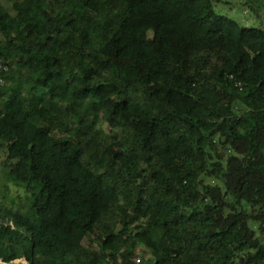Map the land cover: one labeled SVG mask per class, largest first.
I'll use <instances>...</instances> for the list:
<instances>
[{
    "label": "trees",
    "instance_id": "trees-1",
    "mask_svg": "<svg viewBox=\"0 0 264 264\" xmlns=\"http://www.w3.org/2000/svg\"><path fill=\"white\" fill-rule=\"evenodd\" d=\"M0 60V259L264 264V30L212 0H0Z\"/></svg>",
    "mask_w": 264,
    "mask_h": 264
},
{
    "label": "rangeland",
    "instance_id": "rangeland-1",
    "mask_svg": "<svg viewBox=\"0 0 264 264\" xmlns=\"http://www.w3.org/2000/svg\"><path fill=\"white\" fill-rule=\"evenodd\" d=\"M214 4V9L217 14L229 17L241 26L255 27L264 30V1L258 0L256 2H247L245 0H212ZM103 127L105 130H109L108 122H103ZM6 157V151L4 148H0V197L7 202V195H15L13 191L7 192L5 197L3 195V183L5 182L4 171L1 163ZM206 182L213 183L212 178H207ZM94 238H101V235L96 231L94 233ZM85 242H90L89 239H85ZM92 243V242H91ZM143 255V257L148 256L149 252L142 248L138 252ZM24 258H18V261L10 264H24Z\"/></svg>",
    "mask_w": 264,
    "mask_h": 264
},
{
    "label": "built area",
    "instance_id": "built-area-1",
    "mask_svg": "<svg viewBox=\"0 0 264 264\" xmlns=\"http://www.w3.org/2000/svg\"><path fill=\"white\" fill-rule=\"evenodd\" d=\"M10 69V66L5 63V62H2L0 60V85H4L6 84V79L4 77L5 73L8 72ZM18 259H15V260H12L11 263H15L17 262ZM24 264H27V261L26 259L23 260ZM0 264H10V262H5L3 261L2 259H0ZM131 264H149L145 261L143 255L141 254H136L132 257V262Z\"/></svg>",
    "mask_w": 264,
    "mask_h": 264
}]
</instances>
